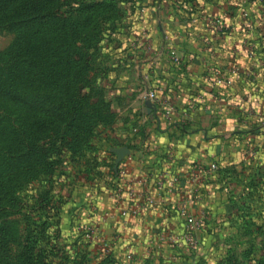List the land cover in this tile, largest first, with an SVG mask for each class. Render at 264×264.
Here are the masks:
<instances>
[{
  "label": "crops",
  "instance_id": "obj_1",
  "mask_svg": "<svg viewBox=\"0 0 264 264\" xmlns=\"http://www.w3.org/2000/svg\"><path fill=\"white\" fill-rule=\"evenodd\" d=\"M206 5L210 15L223 16L227 9L228 31L216 32L206 20L190 27L161 4L148 15L149 30L143 38L154 49L146 56L145 77L147 87L158 89L159 101L150 103L141 116L143 135L134 131L117 151L116 159L127 169L126 183L136 194L150 195L153 202L138 216L122 217L125 202L115 201L109 188L105 189L98 209L104 221L97 239L88 242L99 249V235L112 234L105 238V243L110 241L108 251L124 264H201L211 255L215 261L222 237L236 215L229 211L224 179L217 171L206 173L195 191L190 189L189 172L213 162L218 168L235 169L242 177L264 170V68L233 52L243 32L241 1L208 0ZM252 24L250 36L264 58V23ZM159 25L168 38L166 44L180 55L179 63H173L163 48ZM175 176L178 182L170 184ZM189 194L191 210H203L206 217L196 233L197 247L159 241L161 234L184 230L176 207L180 198ZM91 214L90 221H96L98 215Z\"/></svg>",
  "mask_w": 264,
  "mask_h": 264
},
{
  "label": "trees",
  "instance_id": "obj_2",
  "mask_svg": "<svg viewBox=\"0 0 264 264\" xmlns=\"http://www.w3.org/2000/svg\"><path fill=\"white\" fill-rule=\"evenodd\" d=\"M207 3L208 0H0V27L21 29L9 56L12 61L0 77V166L6 168L0 170V216L9 214L13 204L19 206L14 196L18 189L34 179L45 180L33 196L32 212L37 217L27 227L11 264H89L87 256L92 252L98 254L90 264H124L111 252L74 238L75 231L70 229L64 234V217L71 215L68 204L74 205L73 187L88 179L93 167V161H88L81 179H77L67 165L62 166L63 157L72 156L70 148L75 147L67 137L71 140L72 132L74 137L86 134L88 120L91 125L96 118L83 110L93 94L94 82L88 73L94 69L98 44L114 33L126 10L133 17L129 36H123L130 46L138 45L148 56L154 47L143 38L148 33L149 20L140 15L142 8L146 7L150 15L161 4L171 10L177 21L191 27L195 25L191 17L198 20L201 13H207ZM228 15L226 9L222 18L226 27L221 32L229 29L225 22ZM160 26L163 39L165 33ZM162 45L165 51L170 46L164 40ZM153 88L159 96L158 89ZM101 105L103 116L112 117L109 101L104 98ZM142 133L140 128L137 135ZM106 164L87 183L95 192L116 186L114 179L121 167L112 160ZM216 173L224 179L230 213L234 210L237 216L240 205L250 202L254 192L264 198V170L243 177L230 167L218 168ZM62 184L71 186L67 194L54 190ZM77 223V231L84 235L89 223ZM215 261L214 264H240L232 253ZM255 261L264 264V257ZM0 264L9 263L2 257Z\"/></svg>",
  "mask_w": 264,
  "mask_h": 264
},
{
  "label": "rangeland",
  "instance_id": "obj_3",
  "mask_svg": "<svg viewBox=\"0 0 264 264\" xmlns=\"http://www.w3.org/2000/svg\"><path fill=\"white\" fill-rule=\"evenodd\" d=\"M132 17L130 10H126L115 26L114 33L98 44L94 69L88 73L89 78L94 82L91 91L93 94L83 109L90 113L88 115H94L96 118L91 120V125L88 120L85 127L86 134L82 133L83 135L74 137L72 132L71 140L67 137L75 147L70 148L72 156L68 153V158L63 157V167L67 165L69 172L79 179L83 169L89 165L88 161H93L88 179L76 182V186L73 187L74 205L68 204V209H71L70 219L66 215L65 224L62 226L64 234L71 229L75 231L74 238L82 240H87L85 235L90 229L85 228L84 235H81L82 233L76 228L79 224L77 222H89L92 211L96 214L99 212L96 221H90L92 227H100L104 221L99 216L100 210H98L101 205V192L93 191L87 183L93 181L97 172L107 166L106 162L112 160L113 164L117 163V151L125 145L126 140L129 141L134 131H139L140 125H144L140 119L148 110L145 99V92L149 89L144 69L147 63L146 56L143 55L142 48L130 46L123 36L124 34L129 36ZM20 32L21 29L18 28L0 27V77L5 74L8 64L12 61L9 56ZM104 98L109 101L112 117L103 116L105 113L101 100ZM98 112L102 115L96 114ZM75 149L81 151L76 152ZM3 168L4 166H0V170ZM44 181V177H40L18 189L14 196L18 198L19 206L13 204L9 214L0 216V259L3 257V261L9 264L14 262L22 246L27 227L37 217L32 212L33 196L39 193ZM69 188L71 189L70 184L66 187L62 184L59 187L56 185L54 190L59 189L61 194H67ZM254 193L250 202L243 201L237 216L231 219L228 230L222 237V249L219 255L215 256L216 259L227 257L232 253L238 260L237 263L257 264L258 261L255 260L264 257V198L260 199L256 192ZM110 235L112 234L99 235V249H103L105 238ZM92 254L87 256L89 264L93 262V256L98 253L92 252ZM213 258L214 256L211 255L209 259L212 261L208 259L201 264H214L213 262L217 261H213Z\"/></svg>",
  "mask_w": 264,
  "mask_h": 264
},
{
  "label": "built area",
  "instance_id": "obj_4",
  "mask_svg": "<svg viewBox=\"0 0 264 264\" xmlns=\"http://www.w3.org/2000/svg\"><path fill=\"white\" fill-rule=\"evenodd\" d=\"M242 9L240 14V20L243 22L240 37L238 38L237 44L234 45L233 52L235 54H239L241 56L246 57L247 59H254L256 63L260 65V67L264 68V58L259 55L257 49V42L254 38L250 36L252 31V22L256 25L260 23H264V0H240ZM201 5V9L203 5ZM204 7V11H205ZM148 9L146 7L140 10V15L148 17ZM222 14L210 15L209 13H201L198 20L195 17H191V23H197L199 20H203L209 24V26L216 32H221L226 25L223 22ZM253 20V21H252ZM164 41L167 42L168 38L165 35L163 38ZM167 53L170 57V60L173 63H179L181 60L180 55L177 53L176 49L173 46H168ZM214 78V77H213ZM215 82H219V79L214 78ZM145 99L150 103H158L159 97L153 87H149V89L145 92ZM255 154V151L252 150L250 153L251 156ZM218 169L217 163L213 162L208 166L198 165L194 167L189 172V180H190V189L195 191L201 187L203 182L205 181L206 173L215 172ZM127 175V169L125 167H121L117 172L114 181L116 182V186L114 188H109L110 195L115 201L123 200L125 202V206L121 209V216H138L145 206L150 205L153 202V198L150 195L145 194H136V190L130 184H127V180L125 181V177ZM179 180L178 177H172L170 180V184H175ZM161 183V181H160ZM124 191V195L122 196V192ZM193 200L192 196H182L178 202L177 210L179 215L183 219L184 230L181 233L172 235H159V241L166 240L172 243L179 242L185 245V247L189 249H193L197 247L198 241L196 233L198 229H200L205 224V212L203 210H199L197 213L191 210L190 202ZM89 227L87 225L85 228ZM90 232L85 235V238L88 242H93L95 238L97 239L99 228L98 227H89ZM109 243L103 244L102 251L107 252Z\"/></svg>",
  "mask_w": 264,
  "mask_h": 264
},
{
  "label": "water",
  "instance_id": "obj_5",
  "mask_svg": "<svg viewBox=\"0 0 264 264\" xmlns=\"http://www.w3.org/2000/svg\"><path fill=\"white\" fill-rule=\"evenodd\" d=\"M146 103H147L148 105L150 104V102H149V101H147Z\"/></svg>",
  "mask_w": 264,
  "mask_h": 264
}]
</instances>
